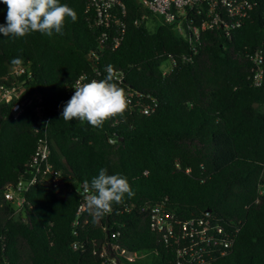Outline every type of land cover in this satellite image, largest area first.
Instances as JSON below:
<instances>
[{
	"label": "trees",
	"instance_id": "trees-1",
	"mask_svg": "<svg viewBox=\"0 0 264 264\" xmlns=\"http://www.w3.org/2000/svg\"><path fill=\"white\" fill-rule=\"evenodd\" d=\"M88 1L60 0L77 14L60 34L0 33V80L9 78L14 58L28 66L26 84L51 113V160L62 170L57 185L35 183L22 212L14 213L4 191L23 175L40 134L31 106L14 117L1 104L0 264H194L152 228L156 204L175 219L209 212L212 222L236 230L234 245L211 264H264V79L261 85L252 79L257 50L264 67V0H250L249 15L229 36L221 27L204 29L195 42L144 0H124L126 12L117 14L123 35L116 27L105 31L86 11ZM6 15L0 2V25ZM108 65L124 73L123 84L116 83L141 92L153 110L140 111L134 95L125 116L102 128L63 121L78 76L98 70L104 79ZM102 168L125 176L135 195L94 221L87 209L78 214V185H90Z\"/></svg>",
	"mask_w": 264,
	"mask_h": 264
},
{
	"label": "built area",
	"instance_id": "built-area-1",
	"mask_svg": "<svg viewBox=\"0 0 264 264\" xmlns=\"http://www.w3.org/2000/svg\"><path fill=\"white\" fill-rule=\"evenodd\" d=\"M148 9L158 16H161L167 23L173 25L175 30L184 37L190 38L192 42L198 41L201 31L221 27L226 36L231 30L240 25L249 15L253 4L250 0H144ZM127 6L124 0H89L87 10L95 13V24L104 27L105 31L113 30L114 27L124 34L125 25L120 22L117 14H124ZM142 17H145L142 16ZM201 18L200 24L197 20ZM118 26L121 28L118 29ZM107 34V32H104ZM119 36L115 38V44L120 42ZM105 37L100 38V46ZM195 49V46H194ZM187 55H184L186 58ZM254 62L253 83L261 85L264 79L263 53L257 50L252 55ZM170 62H174L172 59ZM169 65H162L163 73L169 72ZM119 84H123L124 73L116 69ZM26 74L25 77H23ZM89 72L81 73L71 86L70 92L74 94L75 87L80 83H87L91 80H99L98 75ZM28 66L23 63H16L10 67L9 78L6 81L0 80V105L10 106V112L14 117L20 115L27 106H31L37 116L35 131L40 134L36 148L24 168L23 175L14 184L8 185L4 191V199L11 202L15 214L24 209L27 202V191L37 182L47 185H57L62 174L60 168H56L51 160V138L50 124L51 113L47 110L44 97L39 92H29L27 80L31 78ZM126 94L133 105L132 97L137 96L136 104H139L140 111L149 114L153 107L145 104L140 96L141 92L134 91L130 85L126 86ZM86 184L80 182L78 189L83 201L78 207V214H81L86 207L85 191ZM262 192V190L260 191ZM150 224L153 229L162 232L166 242H175L180 245L179 256H186L187 260L194 264H211L213 261L227 254L236 241V230H230L219 222H212L210 213L206 212L200 218L175 219L174 214L169 212L165 205L156 204L151 208ZM129 260H134L136 255L121 250Z\"/></svg>",
	"mask_w": 264,
	"mask_h": 264
},
{
	"label": "clouds",
	"instance_id": "clouds-1",
	"mask_svg": "<svg viewBox=\"0 0 264 264\" xmlns=\"http://www.w3.org/2000/svg\"><path fill=\"white\" fill-rule=\"evenodd\" d=\"M7 6L6 24L0 25L4 37L23 38L34 32L51 37L62 33L67 20H77L76 12L60 0H0ZM19 62L14 58L13 63ZM107 76L101 80L80 83L63 108V121H85L95 128H102L112 118L125 116L130 110V101L125 90L116 83L117 71L112 65L106 67ZM85 207L93 220L103 218L113 211V205L122 204L125 196L135 193L121 174L109 175L100 169L90 185L86 182Z\"/></svg>",
	"mask_w": 264,
	"mask_h": 264
},
{
	"label": "bare ground",
	"instance_id": "bare-ground-1",
	"mask_svg": "<svg viewBox=\"0 0 264 264\" xmlns=\"http://www.w3.org/2000/svg\"><path fill=\"white\" fill-rule=\"evenodd\" d=\"M152 13V12H151ZM180 34V33H179ZM169 61V60H168ZM163 65V64H162ZM11 203V202H10Z\"/></svg>",
	"mask_w": 264,
	"mask_h": 264
},
{
	"label": "water",
	"instance_id": "water-1",
	"mask_svg": "<svg viewBox=\"0 0 264 264\" xmlns=\"http://www.w3.org/2000/svg\"><path fill=\"white\" fill-rule=\"evenodd\" d=\"M256 106H257V104H256Z\"/></svg>",
	"mask_w": 264,
	"mask_h": 264
}]
</instances>
